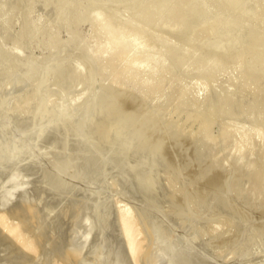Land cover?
Wrapping results in <instances>:
<instances>
[{
	"label": "rangeland",
	"instance_id": "rangeland-1",
	"mask_svg": "<svg viewBox=\"0 0 264 264\" xmlns=\"http://www.w3.org/2000/svg\"><path fill=\"white\" fill-rule=\"evenodd\" d=\"M177 1L178 0H176V2L175 0H170V2H168L169 4L164 1L165 4H162L163 0H0V127L2 126V131L4 130V132L0 131V136L2 133L5 135L0 137L2 141L0 143V157H3L6 161H8L7 173L3 180H1L0 184V196H3V199H6L4 203V200L0 198L1 207L4 206V208H0V212L2 211L3 214L5 212L8 219L12 217L9 220H13V222L15 220L14 223L19 221V225H16L19 226L20 230L22 227L21 225L23 224L22 221H24L23 227L25 228L21 231L25 235L27 232H30L29 230H31V228V232L33 234H30H35L36 236V233L38 232L37 237H31L32 235H29V233L27 235L30 236L28 238H31L32 243H35V246H37L36 249L41 248L42 251L41 252L40 249L36 251L35 249L34 253H27L28 258L25 257L23 259L26 252L24 254L22 248L18 247V244L16 245V242H12V240H10V243L9 240H5L8 236H5L6 234H3L5 232L2 231V228H0V264H9L12 260L11 258L14 256L15 258L10 264H16V258L17 260L19 259V264H47L48 262V264H53L56 261V264H65L68 260L69 262L74 260L76 262L77 259L78 262L84 256L79 255L81 257L78 256L79 258H75L74 256L76 255L69 256L70 253L68 251L72 249L73 246L75 247L79 243L80 239L84 240V238H86V230L88 229L86 226L89 221L87 219V213L83 209H85L87 202L91 201V194H93L94 198L100 200V198L104 199L102 194L106 192L104 195H106L105 198H107V195L110 193L113 194V191L116 192L114 195L119 197L122 196L121 198L124 199L126 206L130 207L133 213L136 211L135 214H137V216H141V214L139 215L138 213L144 212L145 214H142L144 219L147 216H150V218L152 217V221H155L156 219L159 220V216L161 215L162 219H164L162 220L160 218L161 221H156V225L158 226V223H161L159 224L158 229L160 230V225H162V232L165 233V230L167 231L172 225L175 227L174 232L172 231L174 227H171L170 232L169 230L167 231L168 235L165 233V236L163 233V235L167 238V242L172 241V245L169 247L170 243L166 244L165 240H162L164 237H162L163 235L161 231L159 234L157 233L161 238V240L159 239L160 243L157 239L158 236L156 238V234L151 231L150 234H152V236L149 234V236H151L149 238L145 232L149 230L146 227L145 230L144 225L141 226L144 219L142 216L141 218H137L134 214L137 220H142H136L137 222H140V231L142 232L144 230L146 233L145 234L143 232L145 235L140 233L141 235H144L141 236L142 240L139 239L140 234L138 236L141 245L139 250H143V252L141 251L142 254L139 252V254L142 255L140 256L138 254L140 258L137 256V258L141 260L136 259L137 264L138 262L139 264H145L146 262L153 264L156 260L157 261L154 264H167L168 261L166 259L162 262L163 258L169 257V254L166 252V246L169 247V251L170 249H173L177 250L174 251L177 253L180 251L184 252V255H186L188 260L190 259L191 262L193 260L192 264H204L203 261H205V259H207V262L210 260L209 264H264V192L261 191V188L264 191V41H260L262 40L261 38L264 37V34L263 37L259 38L258 43L260 42V46L256 45L258 40L257 37V39L255 38L256 41L254 40L255 42L250 38V42H252L251 44H248L250 43L248 38L252 34L250 33L248 35L247 30H251V28H249L251 25L245 27L248 23H255V21L257 23L252 24L253 31L258 25L260 26V29L264 27V0H236V4L233 2L234 0H205V3L207 4V9L205 4V11H207L209 15L210 12H213L211 18V15L209 16L207 12L204 11L205 13H202L203 16L204 14L208 15L207 20L211 21V19L216 16V13L218 14L222 11V13H219L221 16L218 14L219 18H217L216 21H214V19V22L211 21L210 23L209 21H205V24L208 22V25L210 24L209 26L212 27V29L210 28V30H212L211 32H207L206 28L202 29V26L205 24L201 23V21H204L203 16L202 18L200 17L201 10H198L194 5V7L191 5V3H193L198 6L200 3V7L202 8V6H204V0H202V4L200 0L197 3L195 0H192L195 3L191 0L188 2H186V0H182L187 4L191 2L187 5V8L189 7V10L192 9L195 14L193 11L190 13V11L187 10L186 5H182L183 7L180 6L181 4H178L179 2L177 3ZM170 3L173 7L176 5L175 11L173 10L174 8L170 10L172 7ZM209 3L211 4L209 5ZM177 4L180 6L179 8H177ZM168 5L171 7H167ZM190 5L192 7H190ZM163 6L165 7L164 9L169 8V12L171 11L170 14H172L173 18L171 15L170 17L175 21L186 15V18L184 17L185 19H181L188 20L186 22L183 21L182 24L185 23L188 25L187 22H190L191 20L193 23L196 22V29L195 27H192V29L196 31V34L193 35L194 31H192V36H188V33L190 34L191 30L190 26H194L191 22V24L189 23L190 28L188 27L189 30L187 28V31L183 30V26H186L185 24H183V26H176V31L183 27L181 29L182 32L174 31L176 27L171 29L174 32H171V30L169 31L167 28L173 25L171 23L174 21H171V18H169L167 13L165 14V11L167 10H164L162 8ZM180 8H184L185 10H181ZM213 8L215 10H213ZM177 9H180L179 11L181 14L177 11ZM163 10L164 13L162 12ZM186 10L187 13L189 11L190 14H188L190 16H187L188 14H184L186 13ZM224 10H226V12H223ZM160 12L162 13V17L164 15L163 18L167 19L165 16H168L167 20L169 21L166 23L169 25L170 22V26L165 23V19L164 21L162 20ZM196 12L198 13L196 14ZM175 13H177V16L178 13L182 16L177 18ZM192 13L193 15H191ZM137 14L144 19H147V17L145 18L144 16L145 14H153L150 16H155V20L157 15V19H160V21H155L152 17L153 22L155 21L154 23L160 24L159 26L165 23L168 27L163 25V27L160 28L157 26L160 28V30H157L159 28L155 26L156 24H153L150 16H148L149 20H145V22H147V27H144L146 26L145 22L143 25L142 20L141 24V20H139L140 17L138 18L136 16ZM113 15H116V17ZM133 16H136L138 20H136L137 18H134ZM107 17H110L109 20ZM106 20L109 22L107 24L108 26H106ZM161 20L163 23H158L161 22ZM99 21L102 22L101 24L106 26L109 30L105 27L103 28ZM148 22L152 23L156 29L152 28L153 26L151 24L148 26ZM129 23L131 24V27H129ZM178 23L179 22L176 21V24L174 22V25H177ZM199 23L202 26H200ZM109 24L112 25L110 26ZM253 25L255 26L253 27ZM99 26L102 31L100 29L98 30ZM205 26L207 29L209 28L207 25ZM139 27L141 32L138 30ZM111 29L112 31H110ZM125 29L131 31L133 36H131V34H126L130 32L126 30L127 32L125 33ZM260 29H258V32ZM143 30L145 31L144 33H142ZM108 31H110L109 33L111 36ZM147 32L151 34L154 33L152 34L153 38L149 36ZM245 32L248 35V37H245L248 42L244 40ZM107 33L109 35V39L112 37L114 43L117 39H114L115 36H119V40H124L121 44L122 47L118 44V42H120L119 40H116L117 44H114L110 41L112 39H107ZM163 33H167L168 36ZM112 34L114 36H112ZM256 34L254 35L257 36ZM241 35L242 38H244L243 40L241 39L242 41L240 40ZM126 36L129 40H127ZM136 36L137 38H140L137 39ZM157 36L159 41L156 38ZM160 37L161 39H159ZM169 37L172 40H170ZM133 38L137 40V43H135L136 41H134ZM106 39L111 42V45L107 44L108 42ZM126 41L130 42L129 46L131 49L128 46V49L126 48L125 50L124 46L127 43ZM142 42L143 44L141 46L140 44ZM252 43L253 45L254 43L256 45H254V48L259 47L256 50H254L253 47V49H251L250 47ZM137 44H139L141 48L138 47ZM144 44V47H146V45L147 47L143 50ZM109 46H112L113 48L111 47V49ZM234 47L236 50L234 49L231 51ZM122 48H124V50H122ZM152 48L153 51L150 52ZM145 49L150 50L146 52ZM155 49L156 53L154 52ZM249 49L252 51H249ZM115 50H117V52ZM127 50L129 54H127ZM119 51L123 52V56ZM124 52H126L125 55L129 58L124 57ZM145 52L149 57L145 56ZM153 52L154 57L151 55ZM158 52L159 55H157ZM155 54L158 57H155ZM137 56L141 60L144 58L142 62L146 61L143 63V65H145L144 67L140 65L142 64L141 60L140 64H138L140 68L133 67L134 62L136 63V61H138ZM149 58L150 60L152 58V62L156 66L152 64L151 61L149 62ZM122 59L124 63H122ZM129 59L134 60V62ZM127 62L130 64H127ZM132 63L133 65H131ZM137 63H139V61ZM137 63L135 65H137ZM122 64H124L123 67ZM125 65L129 66L126 68ZM150 66L152 67L150 68ZM133 69L135 70L133 71ZM129 72L133 73L130 74ZM110 77L115 79L116 83H118L117 81H119V83L121 82V85H115L114 80L110 79ZM104 78H106V80ZM119 113L123 116H120ZM116 116L120 118L118 119ZM107 117L109 118V121ZM122 117L124 118L122 119ZM113 119L116 120L111 122ZM121 119L125 126H122ZM106 120L107 123L105 122ZM96 121H103V132H105V137L104 134L98 137L90 130L91 126ZM117 122L121 123L123 131L125 130L124 132L130 133L131 136L134 137H132L131 141L133 148L130 144L129 149H127L128 152L126 151L125 154L121 155L120 153H116L115 157L114 153L117 151L113 148L118 145L117 142H115L116 139L114 140L112 136L110 137V141L109 138L108 140L106 139L110 134V130L108 129L113 123V126L118 124ZM120 123L118 125H120ZM127 123H129L130 129H127ZM125 128L130 131H127ZM26 131H29L30 133H27ZM31 131H34L37 135H35L36 139L34 138V133ZM134 133H136V135H134ZM24 134L26 135L22 136ZM28 136L30 139H28ZM23 137L25 140L28 139L26 141L24 140V143L21 139ZM31 137L34 138V140H32ZM137 137H139L138 141L136 139ZM46 139H48L49 142ZM111 139L114 141L113 143ZM44 140L45 142L43 143ZM83 140H85V143L89 141L91 144L89 142H87L88 145L87 143H82ZM103 140H105V142L108 141V143L102 142ZM163 141H167L169 148L166 143H162L161 145V142ZM25 142H29V144ZM33 143L34 145L35 143L38 144L34 147V145L32 146ZM21 144L26 145L22 146ZM82 144H85L88 149L81 146ZM92 144L94 147L102 145V149L100 147V150L97 147L93 149L94 147ZM13 145H16V147ZM27 145H30L31 150L29 148L25 149V146L29 147ZM89 145H91L92 148L89 147ZM159 145L163 146V148ZM111 146H113V148ZM142 146L144 147L143 149L145 152L142 149ZM103 147H107L105 148V151L107 150V153L105 154ZM109 147L113 150L111 151ZM82 148L85 149V152ZM146 148L149 149L146 150ZM141 149L143 150V153ZM87 150H90L93 154ZM162 150H164L165 153ZM147 151L151 156L154 153L155 155L151 157L149 154H146ZM24 152L28 154V156ZM94 152L96 154H94ZM111 152L113 153L111 155L112 157L108 155L111 154ZM134 152L136 153L135 155ZM139 152L142 155H146L143 158L140 155V159L137 156L139 155ZM80 153L82 155H80ZM85 153H87V155L91 158L93 155L96 157L94 156V158H92L93 160H91V158ZM101 153L104 155H100ZM160 153L162 156H164L163 153L165 154L163 159ZM106 155L113 159L110 161V158ZM124 155L126 157H124ZM148 155L151 157V161H149V157L147 158ZM76 156L78 157L76 158ZM133 156L135 159H133ZM154 157L158 159V162L152 161L154 160L152 159ZM165 157L168 161L165 160ZM100 158H103L101 161H104L106 164L97 160ZM107 158L108 160H106ZM124 158H127V161L130 160V162L128 163L125 161L126 159ZM128 158L130 159L128 160ZM138 158L141 160V163L142 161L145 162V164L143 163L144 166L147 165L148 167H152L153 172L150 171L151 169L147 166L142 168L143 165L140 162L138 163L139 165H137L136 159ZM145 158H147L148 161ZM174 160L176 161V164ZM13 161H15V164H13ZM27 161L32 163H29V165ZM84 161H87L86 164ZM107 161H110V163L113 161L115 162L110 164L109 162L107 163ZM122 161L123 164L121 163ZM25 162L26 167L22 166L25 165ZM82 163L85 166L82 165ZM94 164L95 168L96 165H98L97 168L102 169V171L104 170L103 174H101L102 172L99 170L97 175H93L95 171L96 173L98 172L97 169H93ZM113 164L116 166L114 167ZM117 164L119 165L117 166ZM135 164L137 166H140L141 164L142 166L140 167L142 169H146L147 171L150 169L149 172H146L149 176L151 175L152 179L157 177L155 178L157 180H154L159 185H156L154 193H148L138 182L136 175L129 174L131 173L130 167H137L134 166ZM81 165L84 167L83 169ZM91 165L93 166L92 168ZM17 167L18 170H16ZM22 169L24 170V173H22ZM90 169L94 172L92 171L93 173L88 175L89 171L91 172ZM107 170L108 172H106ZM16 171H21V177L23 176V178H20V174L18 176ZM154 171L157 173L156 175ZM45 173H51L52 175H46ZM256 173L259 175L257 176ZM101 175L104 176L100 178ZM14 176H16L18 180L17 182L21 183H17L16 185V183H14L16 181ZM47 176L49 178L53 176V179L50 178L49 180ZM82 176L85 177L83 178ZM256 176L259 180L255 179V182L253 178H256ZM18 177L22 180L18 179ZM55 178V181L59 186L55 183ZM8 179L12 181L10 182ZM90 179L95 180L96 183L98 181L99 185L96 186L102 185V179H104V185L107 186L105 187L106 189L104 188L106 191H102L101 194V188L104 186H100L101 188L98 187L100 189L99 191V189H96V186L94 185L96 184L94 183L95 181L93 182L94 184H92ZM85 180H89V183L91 182L93 187H91L92 189H89L87 185L89 184L88 181L84 183ZM257 181L261 182V185L257 183ZM251 182L254 186H257V188L253 186L255 190H252L253 187L250 186L252 185ZM9 183L13 184V186ZM84 184H86L87 188ZM171 184L173 186H170ZM56 186L60 188H57ZM131 186H133V189H131ZM2 188L4 189L3 192H1L3 190ZM9 189L13 193H11L12 196L15 194V196H13L15 197L13 198L14 200L12 199V196H5L7 192H11ZM107 189L110 190V193H108L109 191ZM98 191L100 193H98ZM73 193L77 199L73 197ZM32 194L33 198H35V203L31 202L33 201L31 196ZM67 194H71L72 197L70 195L69 197ZM76 194L78 196H76ZM144 195L148 199H146ZM158 195H161L162 197ZM17 197L19 198L18 201H20L19 204L18 201H15L17 200ZM24 197H28L29 199L31 198L30 201L27 198L26 207L21 205L26 199H24ZM65 197L70 198L69 200L67 199L68 201H71L69 203L70 205ZM159 197H161V199ZM85 198H87L86 201L88 200L86 203L84 200ZM141 198L145 199V202L151 200V203L146 202V204L143 200L141 201ZM74 199H76V201ZM155 199L157 200V202L154 201L156 202L155 204L157 206L160 204V207H158V209L160 208L159 210L156 208L157 206L152 203V200ZM7 200L10 204L6 203ZM73 202L74 204H72ZM141 202L143 204H141ZM144 203L146 206H148L149 203V205L152 204L154 206H149V208H152L149 209L144 205ZM54 206L57 207L55 208L57 209L56 211L53 209L55 213L52 210ZM136 206H139V211L141 212H138V208ZM140 206L145 207V210L148 208V211L151 213L154 212L153 216H151L152 214H148L149 212L147 210L145 211L143 209V211ZM45 208H47L46 211ZM58 208L61 209L60 214V209ZM76 209H78V213L76 212ZM40 210L42 212H40ZM155 210L160 212L158 213V215L160 214L159 216H157V212ZM161 210L163 212H161ZM7 211H10L11 215ZM12 212L14 214H12ZM38 212L40 214L42 213V217H40L41 215L38 214ZM75 212L77 215H75ZM46 213L47 215H45ZM49 214L52 216H49ZM84 214L86 215V219ZM164 214L166 215V219L168 218L167 221L170 219L172 222H170L171 225L168 223V226V224L164 223H167ZM12 215L18 217L14 216V219ZM80 215H83L82 218ZM144 215L146 216L144 217ZM26 216L29 220L27 219V222L25 223L26 219L24 220V218H27ZM43 216L45 217L43 218ZM154 216L157 217L154 218ZM48 217L50 218L48 219ZM70 217H72V220L69 219ZM74 217L76 219H74ZM153 218L155 220H153ZM39 221H41V224ZM46 221L52 222L53 224H49V222L47 223ZM77 221H79L78 227L69 230V228ZM20 223L22 224L20 225ZM69 223H71V226H69ZM153 223L151 222V224ZM39 224L40 226L43 225L41 226L42 229L39 227ZM48 224L51 229L47 227ZM29 225L31 228H28ZM163 225L165 227L167 226L168 229L164 228ZM213 227L215 229H213ZM34 228H38V231L36 229V233L33 231ZM45 228L46 230L49 228V231H46ZM67 228L69 232L67 231ZM107 229L108 231L105 234L107 237L104 235L102 242L99 240L100 244L103 243L101 244L102 249L100 248L102 255H104L102 261L105 260V256H108L107 259L112 261L111 264H136L133 262L135 261L134 259L129 258L128 260V256L123 247L124 245L122 243L121 234L118 232L119 229L116 228V226L115 228L114 226L113 228L107 226L105 230ZM62 230L65 231V233ZM40 231L41 233H39ZM81 232L85 234V236L82 234V237ZM43 234L45 235L43 236ZM57 234H61L59 236L60 239L56 238L59 241L54 239L55 237H58ZM79 234L81 236L75 238ZM191 234H193V237L196 238V240H194ZM177 235H180L179 237L181 239ZM185 235H191L190 240L189 237H186ZM39 236H43L42 241ZM50 236L54 237L53 240ZM175 237L179 239V242L183 239L181 242V244H183L181 245L178 243L177 245L176 243L178 242V239ZM74 238L76 242L73 241ZM43 239H48L47 241L50 242L47 243V241L44 240L43 244ZM148 239H150V241ZM37 240H40V243H38L39 241ZM55 240L58 241V245L62 242L58 249L60 250L61 247L64 249L63 250L61 248V251H63L61 254L66 259L63 257V259L60 258L61 254H59V250V252L56 250V253H51L52 259L49 257L47 258L44 255L45 252L47 254V251L53 249V244L56 243ZM187 240L189 242H187ZM63 242H72L73 244L67 243L69 245L66 244V246ZM74 243L76 245H74ZM161 243H164L165 245ZM186 243H188L189 246H187ZM192 243H194V245ZM51 244L53 246H50ZM162 245L165 247H162ZM184 245H186L188 249ZM173 246L176 247L174 248ZM191 246L192 248L195 246L198 247H196V249H192L196 253L191 251ZM19 248L20 251H18ZM189 248L190 253H193L192 257H190L191 254H189ZM65 251L69 254L67 253V255H65ZM185 251H187V254ZM17 252H19V255ZM108 252L109 254H106ZM150 252L151 256L149 255ZM182 252L179 254L182 255ZM197 252L204 254H197ZM35 253L38 254L36 255ZM162 253L164 254L162 255ZM21 255L23 256L18 257ZM32 255L35 256L33 257ZM145 256L151 257L149 258L150 260L153 257L156 259H152L153 261L151 260V262L148 261V258ZM70 257H72V259ZM160 258L161 261L159 260ZM22 259L24 262H21ZM25 259L27 261L29 259L31 260L26 262ZM165 260L167 262H164ZM111 261L108 263L110 264ZM75 262L66 264H76L77 262ZM108 263L105 262V264Z\"/></svg>",
	"mask_w": 264,
	"mask_h": 264
},
{
	"label": "bare ground",
	"instance_id": "bare-ground-1",
	"mask_svg": "<svg viewBox=\"0 0 264 264\" xmlns=\"http://www.w3.org/2000/svg\"><path fill=\"white\" fill-rule=\"evenodd\" d=\"M160 1H162V0H160ZM164 1H165V3L170 2V0H167V1H166V0H163V3H162V4H165ZM172 1H174V0H172ZM188 1H189V0H186V2H188ZM191 1H192V0H191ZM195 1H196V3H197L199 0H195ZM213 1H216V0H213ZM232 1H233V0H232ZM252 1H253V0H252ZM259 1H261V0H259ZM175 2H176V0H175ZM178 2H179V3H178ZM180 2H181V3H180ZM186 2H185V1L183 2L182 0H178V1H177L178 4H181L180 6H182V5L184 6V5H186V8H187V5H189V3H191V2H189L188 4H187ZM192 2H194V1H192ZM200 2H201V4H202V0H200ZM224 2H225V1H224ZM233 2H235V4L237 3L236 0H234ZM254 2H255V1H254ZM145 3H146V2H145ZM145 3H144V4H145ZM172 3H173V2H172ZM185 3H186V4H185ZM194 3H195V2H194ZM215 3H216V2H215ZM221 3H222V2H221ZM226 3H227V2H226ZM230 3H231V2H230ZM256 3H257V2H256ZM256 3H255V4H256ZM168 4H169V3H168ZM170 4H171V3H170ZM174 4H176V3H174ZM178 4H177V8L180 7ZM205 4H206V3H205V0H204V1H203V5H204V6H202V8L204 9V10H203V9L200 7V6H201L200 3L198 4V6L195 5V4H193V3H191L192 6L194 5V6L197 7L198 10H201V12L199 11V12L201 13V16H200L201 18H202V16H203L202 13L207 12V11H205V10L207 9V4H206V9H205ZM210 4H211V3H209V5H210ZM217 4H218V3H217ZM260 4H261V3H260ZM149 5H150V4H149ZM158 5H159V4H158ZM166 5H167V4H166ZM171 5H172V4H171ZM191 5H190V7H192ZM214 5H215V4H214ZM223 5H224V4H223ZM139 6H140V5H139ZM143 6H144V5H143ZM164 6H165V5H164ZM164 6L162 7L163 9L165 8ZM183 6H182V7H183ZM194 6H193V7H194ZM226 6H227V5H226ZM228 6H229V5H228ZM253 6H254V5H253ZM261 6H262V5H261ZM167 7L170 8L171 6L168 5ZM182 7H181V8H182ZM208 7H209V6H208ZM215 7H216V6H215ZM169 8L164 9V10H167V11H165V14L167 13V15H169V18H171L170 15L172 16V14H170L171 11L169 12ZM172 8H174L173 10L175 11V10H176V5H175L174 7H173V5H172V7L170 8V10H172ZM181 8H180V9H181ZM184 8H185V7H184ZM184 8H183V9H184ZM199 8H201V9H199ZM225 8H226V7H225ZM259 8H261V7H259ZM114 9H116V8H114ZM152 9H153V7H152ZM180 9H177V11H178L179 13H180V11H179ZM183 9H181V10H183ZM195 9H196V8H195ZM208 9H209V8H208ZM221 9H222V8H221ZM228 9H229V7H228ZM251 9H252V8H251ZM255 9H256V8H255ZM135 10H137V9H135ZM146 10H147V9H146ZM158 10H159V8H158ZM164 10L162 11L163 13H164ZM184 10H185V9H184ZM187 10H189V7L187 8ZM187 10H186V13H184V14H188L189 11H190V13H191V11H193V10L191 9V10H189L188 13H187ZM213 10H215V9L213 8ZM217 10H218V9H217ZM110 11H112V10H110ZM141 11H142V10H141ZM150 11H151V10H150ZM152 11H153V10H152ZM156 11H157V10H156ZM177 11H176V12H177ZM204 11H205V12H204ZM209 11H211V10H209ZM249 11H250V10H249ZM184 12H185V11H184ZM215 12H217V11H215ZM218 12H219V11H218ZM223 12H226V10H224ZM250 12H251V11H250ZM137 13H138V11H137ZM168 13H169V14H168ZM179 13H178V16H177V13H175L177 18H180V16H182V15H179ZM190 13H189V14H190ZM193 13L195 14L194 11H193ZM193 13H192L191 15H193ZM197 13H198V12H196V14H197ZM219 13H222V11L219 12ZM219 13H218V14H219ZM227 13H228V11H227ZM118 14H119V13H118ZM156 14H157V13H156ZM160 14H161L160 17H162V13H161V12H160ZM175 14H174V15H175ZM180 14H181V13H180ZM184 14H183V15H184ZM189 14H188L187 16H190ZM207 14L209 15L208 12H207ZM212 14H213V12H212V13L210 12V15H211V16L209 15L210 18L212 17ZM218 14L216 13V16H214V18H212L211 21H213V19H214V21H216L217 18H219V15H220V14H219V15H218ZM111 15H112V13H111ZM138 15H139V14H137L136 16H137L138 18L140 17V19H139V20H141L140 23H141L142 20H143V25H144L145 20H149V19H148V16L153 15V14H149V15H146V14H145L144 16H145V18L147 17V19L142 18V17H143L142 13H141L142 17H141L140 15H139V16H138ZM158 15H159V14H158ZM167 15H166L165 17L168 19V16H167ZM198 15H200V14H198ZM208 15H205V14H204V16H203L204 21H201V23H204V24H205V21H209V20H207V19H208ZM214 15H215V14H214ZM217 15H218V17H217ZM108 16H109V15H108ZM113 16L116 17V15H113ZM129 16H130V15H129ZM136 16H135V17L133 16V17H134V18H137ZM205 16H206V20H205ZM220 16H221V15H220ZM103 17H104V16H103ZM117 17H118V16H117ZM124 17H125V16H124ZM130 17H131V16H130ZM130 17H129V18H130ZM150 17H151V16H150ZM150 17H149V18H150ZM152 17H153V16H152ZM152 17H151L150 19H152L151 21L153 22V18H154L155 16H154L153 18H152ZM163 17H164V15H163ZM163 17H162V20L164 21L165 18H163ZM174 17H175V16H174ZM176 17H175V18H176ZM184 17L186 18V15H184V16L181 17V18H184ZM196 17H197V15H196ZM215 17H216V18H215ZM107 18H108V17H107ZM109 18H110V17H109ZM109 18H108V20H109ZM138 18H137L136 20H138ZM141 18H142V19H141ZM172 18H173V16H172ZM172 18H171V21L173 20V21L175 22V24H176V21L179 22V23H178L177 25H174V22H173V23H171V24H173V25H171L170 22H169V25H168L167 23H168L169 20L165 19V23L167 22L166 24H167L168 26H170V25H171V26L168 27L167 25H165V23H164V24H161V26H159L160 24L154 23L156 20H159V21H160V19H157V15H156V20H155V18H154L155 21L153 22V24H154V25L156 24L155 26H156V27L159 26L160 28L163 27V25H164V26H167V27H168L167 29H169V31H170L172 28H175V27L178 26V25H180V26L182 25V26H183V24H185V23L182 24V22H183V21L186 22V21L188 20V19H187V20H182L181 18H180V19H181V20H180V19H177V18H176L177 20L175 21V20L172 19ZM185 18H184V19H185ZM188 18H189V17H188ZM210 18H209V19H210ZM103 19H104V18H103ZM115 19H116V18H115ZM203 19H201V20H203ZM241 19H242V18H241ZM113 20H114V19H113ZM162 20H161V22H158V21H157V22H158V23H163ZM166 20H167V21H166ZM178 20H179V21H178ZM253 20H254V19H253ZM255 20H257V19H255ZM100 21H101V20H100ZM100 21H99V22H100ZM123 21H124V20H123ZM130 21H131V20H130ZM191 21H192V20H191ZM191 21H190V22H191ZM196 21H199V20H196ZM211 21H209V23H210ZM214 21H213V22H214ZM257 21H258V20H257ZM260 21H261V20H260ZM106 22H107V20H106ZM128 22H129V20H128ZM190 22H187L188 25L185 24L187 27H186V26H183V27H184L183 30L187 31V28L189 27V25H190L191 23H193V22H191V23H190ZM194 22H195V21H194ZM243 22H244V21H243ZM249 22H250V21H249ZM101 23H102V22H100V24H101ZM108 23H109V22L106 23V26H108V25H107ZM124 23H126V22H124ZM131 23H132V21H131ZM146 23H147V22H145V25H146V26H144V27H147V24H146ZM180 23H181V24H180ZM189 23H190V24H189ZM195 23H196V22H195ZM195 23L192 24V25H194V26H190L191 28L189 27L191 30H190V34L188 33V36H189V35L192 36L191 33H192V31H194V29H192V27H193V28L195 27V29H196V26H197V25H195ZM247 23H248V22H247ZM255 23H257V22L255 21ZM255 23H254V22L251 23V24L248 23V25H246L245 27H248V26L251 25V26L249 27V28H251V30H247L248 32L246 31V32L248 33V35H249L250 33L252 34V35L248 38V39H249V42H250V38H251L252 41H254L255 38L257 37L258 40H257V42H256V45H259L260 42L258 43V41H259V38L263 37V34H264V29H263V28H264V27L262 26L263 28L260 29V26L258 25V26H256V27H257V28L259 27L258 29H260L261 31L259 30V32H258V29H257L256 27H255V28H256L257 30L255 29L256 31H255V30L253 31V29H252V24H255ZM260 23H261V22H260ZM100 24H99V25H100ZM127 24H128V23H127ZM141 24H142V23H141ZM150 24L153 26V27L151 26L152 28H155L154 25H153L152 23H149V22H148V26H149ZM199 24H200V23H199ZM199 24H198V25H199ZM101 25H102L103 28H104V27L107 28L106 26H103V24H101ZM101 25H100V26H101ZM109 25H110V24H109ZM111 25H112V24H111ZM111 25H110V26H111ZM118 25H119V24H118ZM129 25H130L129 27H131V24H130V23H129ZM205 25H207L209 28L207 29V27H206ZM205 25H203V26H205V27H203V26L200 24V26H202V29H203V28H206L207 32H208V31L211 32L212 30H210V28L212 29V27L209 26L210 24L208 25V22H207V24H205ZM260 25H261V24H260ZM100 26H99V28L97 27L98 30L100 29ZM124 26H125V25H124ZM124 26H122V27H124ZM127 26H128V25H127ZM133 26H134V25H133ZM133 26H132V27H133ZM173 26H174V27H173ZM211 26H212V23H211ZM254 26H255V25H253V27H254ZM122 27H121V29H123ZM129 27H128V28H129ZM159 27H157V28H159ZM183 27H181V29H182ZM185 27H186V29H185ZM133 28H134V27H133ZM136 28H137V27H136ZM160 28L157 29V30H160ZM164 28H166V27H164ZM189 28H188V30H189ZM249 28H248V29H249ZM107 29H108V28H107ZM119 29H120V28H119ZM141 29H142V28H141ZM145 29H146V28H145ZM155 29H156V28H155ZM176 29H177V27L174 29V31H176ZM181 29H180V30L178 29L179 31L177 30L176 32H180V31L182 32ZM219 29H220V28H219ZM219 29H218V30H219ZM243 29H244V28H243ZM246 29H247V28H246ZM100 30H101V29H100ZM103 30H104V29H103ZM108 30H109V29H108ZM126 30L128 31V29H125V33L127 32ZM129 30H130V29H129ZM132 30H133V29H132ZM138 30H139V32H141V31H140V27H139ZM262 30H263V31H262ZM101 31H102V30H101ZM110 31H112V29H111ZM110 31H108V33H109ZM113 31H114V30H113ZM115 31H116V30H115ZM123 31H124V29H123ZM174 31L171 30V32H174ZM250 31H251V32H250ZM252 31H253L254 33H253ZM119 32H121V31H119ZM119 32H118V33H119ZM128 32H130V33H126V34H128V35L131 34V36H133V34L131 33V31H128ZM137 32H138V31H137ZM144 32H145V31L143 30L142 33H144ZM157 32H158V31H157ZM159 32H160V31H159ZM161 32H163V31H161ZM204 32H206V31H204ZM210 32H209V33H210ZM239 32H240V31H239ZM246 32H245V36H244V38H245V37H248V35H247ZM255 32H256V33L258 32V33L256 34ZM260 32H262V33H260ZM108 33H107V35H106V36H108V38L106 37L107 39H109V35H108ZM113 33H114V32H113ZM118 33H117V34H118ZM122 33H124V32H122ZM142 33H141V34H142ZM213 33H214V32H213ZM105 34H106V32H105ZM109 34H110V33H109ZM117 34H115V35H117ZM136 34H137V33H136ZM147 34H148L149 36L152 37V34H154V33L151 34V33H148V32H147ZM147 34H146V36H147ZM163 34H164V33H163ZM166 34H167V33H166ZM166 34H164V35H166ZM195 34H196V31H194V34H193V35H195ZM243 34H244V33H243ZM243 34H242V35H243ZM254 34H256L257 36H255ZM258 34H259V35H258ZM121 35H122V34H121ZM128 35H127V36H128ZM242 35H241L240 40H241V39H242V40L244 39V38H242ZM253 35H254V36H253ZM261 35H262V36H261ZM110 36H111V34H110ZM112 36H114V35L112 34ZM127 36H126V38H127V40H129V39H128L129 36H128V37H127ZM134 36H135V35H134ZM138 36H139V35H138ZM167 36H168V34H167ZM252 36H253V38H252ZM259 36H260V37H259ZM120 37H121V36H120ZM123 37H125V36H123ZM170 37H172V36H170ZM170 37H169V39H170ZM113 38H114V37H113ZM116 38H117V39H116ZM121 38H122V37H121ZM136 38H137V36H136ZM138 38H140V37H138ZM138 38H137V39H138ZM152 38H153V37H152ZM156 38H157V40H158V36H157ZM156 38H155V39H156ZM189 38H190V37H189ZM189 38H188V39H189ZM257 38H256V39H257ZM263 38H264V37H263ZM263 38H261L262 40H260V41H264ZM107 39H106V40H107ZM110 39H112V37H111ZM110 39H109V40H110ZM114 39L119 40L120 38H119V36H118V37L115 36ZM124 39H125V38H124ZM131 39H132V37H131ZM131 39H130V41H131ZM141 39H144V38H141ZM159 39H161V37H160ZM208 39H209V37H208ZM109 40H107V42H108L107 44H108V45H111V42H110V41H112V43H114V40H113V39L110 40V41H109ZM116 40H115V43H114V44H117V43H116ZM133 40L136 41L135 43H137V40H135L134 38H133ZM167 40H168V39H167ZM170 40H172V39H170ZM242 40H241V41H242ZM244 40L247 41L246 38H245ZM119 41H120L121 43L118 42V41H117V42H118V44H120V47H122L121 44H122V42H123L124 40H119ZM141 41H143V40H141ZM158 41H159V40H158ZM158 41H156V42H158ZM161 41H162V40H161ZM161 41H160V42H161ZM207 41H208V40H207ZM207 41H206V43H207ZM246 41H245V42H246ZM252 41H251V42H252ZM255 41H256V40H255ZM255 41H254V42H255ZM126 42H127V43H126L125 46H124L125 50H126V48L130 45V42H129V41H126ZM160 42H159V43H160ZM247 42H248V41H247ZM251 42L248 43V44H251ZM109 43H110V44H109ZM132 43H133V42H132ZM135 43H134V44H135ZM144 43H145V41H144ZM166 43H167V42H166ZM210 43H211V42H210ZM262 43H263V42H262ZM139 44H140V43H139ZM139 44H137V45H138V47L141 48L143 42L140 44L141 46H139ZM160 44H161V43H160ZM162 44H163V43H162ZM170 44H171V42H170ZM204 44H205V42H204ZM131 45H133V44H131ZM154 45H155V44H154ZM187 45H188V44H187ZM254 45H255V43H254ZM254 45H253V43H252L251 47H250V46H249V47H250L251 49H253V48H254ZM256 45H255V46H256ZM260 45H261V44H260ZM260 45H259V46H260ZM113 46H115V45H113ZM116 46H118V45H116ZM135 46H136V44H135ZM144 46H145V44L143 45V50H144V48L147 47V45H146V47H144ZM150 46H151V45H150ZM150 46H149V47H150ZM202 46H203V44H202ZM236 46H237V45H236ZM259 46H258V47H259ZM109 47L111 48L112 46H109ZM120 47H119V48H120ZM129 47H130V46H129ZM153 47H154V46H153ZM162 47H163V46H162ZM162 47H161V49H162ZM252 47H253V48H252ZM258 47H257V48H258ZM112 48H113V47H112ZM112 48H111V49H112ZM116 48H117V47H116ZM124 48H122V50H124ZM132 48H133V47H132ZM167 48H168V47H167ZM257 48H254V50H256ZM107 49H109V48H107ZM117 49H118V48H117ZM127 49H128V48H127ZM130 49H131V47H130ZM130 49H129V52H130ZM135 49H136V48H135ZM157 49H158V48H157ZM161 49H160V50H161ZM234 49H235V47H234L231 51H233ZM251 49H249V51H252ZM118 50H119V49H118ZM145 50H146V52H148L150 49H148V50L145 49ZM165 50H166V49H165ZM235 50H236V49H235ZM254 50H253V51H254ZM115 51L117 52V50H115ZM137 51H138V50H137ZM139 51H141V50H139ZM151 51H153V48L150 50V52H151ZM158 51H159V50H158ZM228 51H229V50H228ZM119 52H120L121 55H122L123 52H122V51H119ZM127 52H128V50H127ZM129 52H128L127 54H129ZM146 52H145V54H146ZM150 52H149V54H150ZM154 52L156 53V49L154 50ZM154 52L151 53L152 56L154 55ZM160 52H161V51H160ZM120 53H119V55H120ZM125 53H126V52H124V57H125V58H126V57L129 58L127 55H125ZM114 54H115V53H114ZM115 55H116V54H115ZM132 55H133V54H132ZM136 55H138V54H136ZM157 55H159V52H158ZM157 55L155 54V57H156ZM122 56H123V55H122ZM138 56H139V55H138ZM138 56H137V57H138ZM141 56H142V55H141ZM141 56H140V58H141ZM145 56H147V54H146ZM124 57H123V58H124ZM137 57H136V59H137ZM147 57H149V56H147ZM153 57H154V56H153ZM157 57H158V56H157ZM120 58H121V57H120ZM131 58H132V57H131ZM133 58L135 59L134 56H133ZM133 58H132V59H133ZM159 58H160V56H159ZM159 58H158V59H159ZM132 59H129V60H131L132 62H134V60H132ZM156 59H157V58H156ZM209 59H210V58H209ZM137 60L139 61V63H137L138 61H136L137 65H135L136 63L134 62V66H133V67L140 68V67L138 66V64H140V60H141V59H139V57H138ZM142 60H144V58H143ZM142 60H141V62H142ZM154 60H155V59H154ZM124 61L126 62L125 59H124ZM131 61H130V63H131ZM150 61L152 62V58H151V60H150V58H149V62H150ZM156 61H157V60H156ZM145 62H146V61H145ZM145 62H142V64H140V65L144 67L145 65H143V63H145ZM163 62H164V61H163ZM163 62H162V63H163ZM122 63H124V62H123V59H122ZM128 63H129V62H127V64H128ZM130 63H129V64H130ZM155 63H156V62H155ZM146 64H148V63H146ZM152 64H154V63L152 62ZM214 64H215V63H214ZM123 65H124V64H122V67H123ZM131 65H133V63H132ZM131 65H130V66H131ZM150 65H151V63H150ZM154 65H155V64H154ZM154 65H153V66H154ZM209 65H211V64H209ZM127 66H129V65H127ZM127 66L125 65L126 68H127ZM148 66H149V65H148ZM155 66H156V65H155ZM161 66H162V65H161ZM151 67H152V66H150V68H151ZM130 68H131V67H130ZM150 68H149V69H150ZM154 68H155V67H154ZM128 70H129V68H128ZM131 70H132V69H131ZM134 70H135V69H133V71H134ZM147 70H148V67H147ZM150 71H151V70H150ZM129 73H130V72H129ZM131 73H133V72H131ZM131 73H130V74H131ZM108 78H109V77H108ZM104 79L106 80V78H104ZM110 79L114 80V82H115V79H113L112 77H110ZM116 81H117V80H116ZM117 82H118V83L115 82V85H116V84L121 85V84H120L121 82H120V83H119V81H117ZM123 85H124V84H123ZM136 101H137V100H136ZM114 115H115V114H114ZM119 115H120V113H119ZM109 116H110V115H109ZM120 116H123V115H120ZM112 117H113V116H112ZM116 117H117L118 119L120 118V117H118V116H116ZM116 117H115V118H116ZM107 118H108V117H107ZM117 118H116V119H117ZM123 118H124V117H122V119H123ZM104 119H105V118H104ZM116 119H115V120H116ZM122 119H121V122H122ZM115 120L113 119V120H111V122H112V121H115ZM108 121H109V118H108ZM117 121H118V120H117ZM105 122L107 123V120H106ZM117 123H118V122H117ZM119 123H120V122H119ZM119 123H118V124H119ZM123 123H124V122H122V126H125V124H123ZM125 123H126V121H125ZM110 124H112V123H110ZM113 124H114V123H113ZM113 124H112V126L108 129V130H110V134H111V135L109 134V136L107 137L106 140H108V138H109V141H110V137H111V136L114 138V140L116 139L115 142H117V144H118V145L116 144L117 147L113 148V146H111L113 149H116L115 151H117V152L114 151V152H115L114 155H115V157H116V153H120V155L126 153L127 149H129V146H130V144L132 143V142H131V141H132V137H134V136H131V134L128 133V132H127V133L124 132L125 130L123 131L122 126H121V123H120V125L116 124V125H114V126H113ZM105 126H106V124H105ZM120 126H121V127H120ZM127 126H128V128H127ZM127 126H126V128H127V129H130V128H129V123H127ZM1 127H2V126H1ZM1 127H0V131H2V130H1ZM107 127H108V124H107ZM104 128H105V127H104ZM126 128H125V129H126ZM131 128H132V127H131ZM127 129H126V130H127ZM136 129H137V128H136ZM90 130H91L94 134H96L98 137L102 136V134L105 133V132H103V121H96V122L91 126V129H90ZM88 131H89V129H88ZM88 131H87V132H88ZM91 131H90V133H91ZM127 131H130V130H127ZM133 131H134V128H133ZM133 131H131V132H133ZM141 131H142V130H141ZM145 131H146V130H145ZM2 132H4V130H3ZM26 132L28 133L29 131H26ZM31 132H32V131H31ZM0 133H1V132H0ZM29 133H30V132H29ZM32 133H34V131H33ZM108 133H109V132H108ZM141 133H142V132H141ZM6 134H7V133H6ZM86 134H87V133H86ZM3 135H4V133H2V135H1L0 137H2ZM14 135H15V134H14ZM25 135H26V134H24V135H22V136H25ZM30 135H31V134H30ZM35 135H36V134L34 133V138L36 139V136H37V135H36V136H35ZM134 135H136V133H134ZM4 136H5V135H4ZM7 136H8V135H7ZM8 137H9V136H8ZM10 137H11V136H10ZM12 137H13V135H12ZM104 137H105V134H104ZM4 138H5V137H4ZM26 138H27V136H26ZM31 138H32V137H31ZM34 138H32V140H34ZM138 138H139V137L136 138L137 141H138ZM6 139H7V138H6ZM6 139H5V140H6ZM10 139H11V138H10ZM21 139L23 140V143H24V140H25L24 137L21 138ZM28 139H30L29 136H28ZM28 139H26V140H28ZM49 139H50V138H49ZM96 139H97V137H96ZM133 139H134V138H133ZM22 140H21V141H22ZM26 140H25V141H26ZM46 140L48 141V139H46ZM86 140H87V139H86ZM100 140H101V139H100ZM111 140H112V139H111ZM134 140H135V139H134ZM144 140H145V139H144ZM29 141H30V140H29ZM47 141H46V143H47ZM84 141H85V140H83L82 143H85ZM95 141H98V140H95ZM1 142H2V141H1V138H0V143H1ZM3 142H4V141H3ZM10 142H11V140H10ZM18 142H19V141H18ZM31 142H33V141H31ZM44 142H45V140L43 141V143H44ZM48 142H49V141H48ZM87 142H89V141H87ZM87 142H86V143H87ZM99 142H100V141H99ZM102 142H105V140H103ZM102 142H101V143H102ZM106 142L108 143V141H106ZM106 142H105V143H106ZM113 142H114V141L112 140V143H113ZM134 142H135V141H134ZM6 143H8V142H6ZM25 143H27V142H25ZM86 143H85V144H86ZM89 143L91 144V142H89ZM135 143H137V142H135ZM156 143H157V142H156ZM162 143H166V144H167V141H166V142H164V141L161 142V145H162ZM11 144H12V142H11ZM11 144H10V145H11ZM27 144H29V142H28ZM37 144H38V143H35V145H34V143H33L32 146L34 145V147H35ZM85 144H84V145H85ZM95 144H96V143H95ZM110 144H111V143H110ZM18 145H19V144H18ZM21 145H22V144H21ZM23 145H26V144H23ZM23 145H22V146H23ZM84 145L82 144L81 146H83L84 148H87L86 145H85V146H84ZM87 145H88V143H87ZM107 145H109V144H107ZM132 145H133V144H131V147L133 148ZM134 145H135V144H134ZM161 145H159V146L163 148V146H161ZM13 146L16 147V145H13ZM27 146H29V147H26V146H25V149H28V148L30 149V145H27ZM92 146L94 147L93 144H92ZM92 146L89 145V147H91V148H92ZM101 146H102V145H101ZM101 146H99V147L102 149ZM114 146H115V145H114ZM137 146H138V145H137ZM164 146H165V145H164ZM7 147H8V146H7ZM15 147H14V148H15ZM95 147H97V146H95ZM95 147H94L93 149H95ZM99 147H97V148L99 149ZM135 147H136V146H135ZM167 147H168V144H167ZM10 148H11V147H10ZM84 148H82V149H84ZM103 148H104V147H103ZM105 148H107V147H105ZM105 148H104V151H105ZM109 148H110V147H109ZM140 148H141V147H140ZM143 148H144V147L142 146V149H143ZM156 148H157V147H156ZM168 148H169V147H168ZM15 149H16V148H15ZM15 149H14V150H15ZM87 149H88V148H87ZM89 149H90V148H89ZM113 149H112V150H113ZM142 149H141V150H142ZM148 149H149V148H146V150H148ZM160 149H161V148H160ZM18 150H19V149H18ZM22 150H23V149H22ZM22 150H21V152H22ZM30 150H31V149H30ZM30 150H28V151H30ZM91 150H92V149H91ZM99 150H100V149H99ZM110 150H111V148H110ZM112 150H111V151H112ZM130 150H131V149H130ZM130 150H129V151H130ZM143 150H144V149H143ZM143 150H142V153H143ZM154 150H155V149H154ZM157 150L159 151L158 148H157ZM165 150H166V149H165ZM26 151H27V150H26ZM83 151L85 152V149H84ZM83 151H82V152H83ZM87 151L90 152V150H87ZM106 151H107V150H106ZM106 151L104 152V154L107 153ZM137 151H138V149H137ZM149 151H150V150H149ZM162 151L165 153L164 150H162ZM168 151H169V149H168ZM168 151H166V152H168ZM6 152H7V151H6ZM97 152H99V151H97ZM100 152H101V151H100ZM109 152H110V151H109ZM127 152H128V151H127ZM130 152H131V151H130ZM130 152H129V153H130ZM132 152H133V150H132ZM144 152H145V150H144ZM154 152H155V151H154ZM160 152H161V150H160ZM169 152H170V151H169ZM3 153H4V152H3ZM14 153H15V152H14ZM24 153H25V152H24ZM90 153H91V152H90ZM102 153H103V152H102ZM102 153H101L100 155H104V154H102ZM129 153H128V154H129ZM151 153H152V152H151ZM161 153H162V152H161ZM161 153H160V155H161ZM164 153H163V155L165 156ZM1 154H2V153H1ZM7 154H8V153H7ZM25 154H26V153H25ZM25 154H24L25 157H26V155L28 156V154H26V155H25ZM85 154L87 155V153H85ZM91 154H93V152H92ZM94 154H96V153L94 152ZM97 154H98V153H97ZM112 154H113V153L111 152V154H108V155L111 156ZM132 154H133V153H132ZM135 154H136V153L134 152V155H135ZM146 154H149L148 151H147ZM146 154L142 155V154L139 152V155H137V156L139 157V156L141 155V157L143 158ZM12 155H13V154H12ZM80 155H82V154L80 153ZM98 155H99V154H98ZM118 155H119V154H118ZM126 155H127V154H126ZM149 155H150V154H149ZM149 155L147 156V158L149 157ZM153 155H155V153H154ZM153 155H152V156L150 155V156L153 157ZM168 155H169V154H168ZM9 156H10V154H9ZM84 156H85V155H84ZM84 156H83V157H84ZM87 156H88V155H87ZM94 156H95V155H93L92 158H94ZM106 156H107V155H106ZM122 156H123V155H122ZM127 156H128V155H127ZM131 156H132V155H131ZM164 156L161 155L162 159H163ZM55 157H56V156H55ZM57 157H58V156H57ZM77 157H78V156H76V158H77ZM88 157H90V156H88ZM95 157H96V156H95ZM100 157H101V156H100ZM107 157H108V156H107ZM111 157H112V156H111ZM113 157H114V156H113ZM124 157H126V156L124 155ZM141 157H139V158L141 159ZM151 157H149V161H151ZM156 157H157V156H156ZM161 157H160V158H161ZM27 158H28V157H27ZM79 158H81V157H79ZM90 158H91V157H90ZM92 158H91V160H93ZM98 158H99V157H98ZM103 158H104V157H103ZM103 158H100V159H97V160H100V161H101V159H103ZM108 158H110V157H108ZM108 158H107L106 160H108ZM139 158L136 159L137 165H139V164H138L139 162L141 163V160H140ZM147 158H145V159H147ZM160 158H159V159H160ZM165 158H166V157H165ZM168 158H169V157H168ZM173 158H175V157H173ZM173 158H172V159H173ZM15 159H16V158H15ZM55 159H57V158H55ZM111 159H113V158H110V161H111ZM124 159H126L125 161H127V158H124ZM129 159H130V158H128V160H129ZM133 159H135L134 156H133ZM145 159H142V160H145ZM152 159H154V160H152V161H154V162H155V161L158 162V161H157L158 159H156L155 157L152 158ZM155 159H156V160H155ZM22 160H23V159H22ZM83 160H84V159H83ZM83 160H82V161H83ZM95 160H96V158H95ZM114 160H115V159H114ZM119 160H121V159H119ZM137 160H138V161H137ZM165 160H167V158H166ZM165 160H164V161H165ZM20 161H21V160H20ZM20 161H19V162H20ZM25 161H26V159H25ZM76 161H77V160H76ZM89 161H90V160H89ZM110 161H107V163H108V162L110 163ZM147 161H148V159H147ZM167 161H168V160H167ZM169 161H171V160H169ZM174 161H175V160H174ZM174 161H173V162H174ZM9 162H10V161H9ZM86 162H87V161H86ZM86 162L84 161L85 164H86ZM95 162H96V161H95ZM101 162H104V161H101ZM114 162H115V161H113V162H111V163H114ZM127 162L129 163L130 160L127 161ZM127 162H126V163H127ZM27 163H28V164H29V163L31 164L32 162L27 161ZM98 163H99V161H98ZM104 163H105V162H104ZM111 163H110V164H111ZM118 163H119V162H118ZM121 163L123 164V161H122ZM121 163H120V165H121ZM124 163H125V162H124ZM143 163L145 164V162L142 161L141 164H142L143 166L140 164V166H142V168H144L145 166H147V165L144 166ZM148 163H149V162H148ZM165 163H166V161H165ZM13 164H15V161H13ZM28 164H27V165H28ZM30 164H29V165H30ZM64 164H65V163H64ZM102 164H103V163H102ZM102 164H101V165H102ZM105 164H106V163H105ZM105 164H104V165H105ZM115 164H116V163H115ZM115 164H113L114 167L116 166ZM146 164H147V162H146ZM159 164H160V163H159ZM161 164H162V163H161ZM167 164H168V162H167ZM175 164H176V161H175ZM82 165H84V164L82 163ZM82 165H81V166H82ZM88 165H89V164H88ZM118 165H119V164H117V166H118ZM132 165H133V164H132ZM137 165L135 164L134 166H137ZM170 165H173V164H170ZM170 165H169V168H170ZM20 166H21V165H20ZM22 166H25V167H26V162H25V165H22ZM22 166H21V167H22ZM66 166H68V165H66ZM84 166H85V165H84ZM110 166H111V165H110ZM123 166H124V165H123ZM140 166H137V167H130V172H131V173H129V174H135L136 177H137V179H138V182L142 185V187H143L148 193H151V192L154 193L155 188H156V185H159V184H157L156 181H155V180H157V179H155V178H157V177L154 176V177H155V178H154L155 180H154V179L151 178V175L149 176L148 173H147V172H149L150 169H151L150 171H152V167H150V166L148 167V166H147L148 168H150V169L147 171L146 169H142ZM174 166H175V165H174ZM13 167H14V166H13ZM18 167H19V166H18ZM18 167L16 168V170H18ZM25 167H24V168H25ZM86 167H87V165H86ZM86 167H85V168H86ZM92 167H93V166L91 165V168H92ZM97 167H98V165H96V168H95V164H94V168H93V169H97V170H98L97 173H96V171L94 172L93 170L90 169L91 172L89 171L88 175H89L90 173H93V172H94L93 175H97V174L99 173V170H101L100 172H102L101 174H103V171H104V170L102 171V169H99V168H97ZM99 167H100V166H99ZM108 167H109V166H108ZM124 167H125V166H124ZM147 167H146V168H147ZM24 168H23V169H24ZM83 168H84V167L82 166V169H83ZM109 168H110V167H109ZM111 168H112V167H111ZM7 169H8V161H6L5 158L0 157V184H1V180H3V178L5 177V175H6V173H7ZM23 169H22V171H23L22 173H24V170H25V169H24V170H23ZM75 169H76V168H75ZM79 169H80V167H79ZM106 169H107V168H106ZM106 169H105V170H106ZM85 170H86V169H85ZM87 170H88V169H87ZM111 170H112V169H111ZM126 170H127V169H126ZM92 171H93V172H92ZM146 171H147V172H146ZM18 172H20V173H18ZM18 172L16 171V174H18V176H19V174H20V178H23V176L21 177V171H18ZM25 172H26V171H25ZM83 172H84V171H83ZM106 172H108V170H107ZM109 172H110V170H109ZM152 172H153V171H152ZM152 172H150V173H152ZM154 172H155V171H154ZM13 173H14V172H13ZM41 173H42V172H41ZM43 173H44V172H43ZM57 173H58V172H57ZM86 173H87V171H86ZM111 173H112V171H111ZM150 173H149V174H150ZM14 174H15V173H14ZM14 174H11V175H14ZM45 174H46V173H45ZM50 174H51V173H50ZM50 174L48 173V174H46V175H50ZM106 174H107V173H106ZM156 174H157V173L155 172V175H156ZM256 174H257V173H256ZM23 175H24V174H23ZM51 175H52V174H51ZM55 175H56V173H55ZM55 175H54V176H55ZM81 175H82V174H81ZM83 175H84V174H83ZM85 175H86V174H85ZM88 175H87V176H88ZM91 175H92V174H91ZM91 175H90V176H91ZM258 175H259V174H257V176H258ZM260 175H262V174H260ZM16 176H17V175H16ZM16 176H14V177L16 178ZM43 176H44V175H43ZM87 176H86V177H87ZM98 176H99V175H98ZM102 176H104V175H101L100 178H101ZM152 176H153V175H152ZM257 176H256V178H255V177L253 178L254 181H255V179H256V180H259V178H258ZM12 177H13V176H12ZM12 177H11V178H12ZM56 177H57V176H56ZM82 177H83V176H82ZM84 177H85V176H84ZM84 177H83V178H84ZM20 178L18 177V179H20ZM47 178L50 180V178L53 179V176H51L50 178L47 176ZM58 178H60V177H58ZM58 178H57V179H58ZM9 179H10V178H9ZM9 179H8V180H9ZM12 179H13V178H12ZM52 179H51V180H52ZM85 179H86V178H85ZM87 179H88V178H87ZM93 179H94V178H93ZM104 179H105V178H104ZM104 179H102L103 184L100 185L101 187L104 186L103 188H101L100 186H96V185H99V184H98V181H97V183H96L95 180L90 179V180L92 181V184L96 183V184H94V185L96 186V189H97L98 187L101 188V194H102V191H104V190L106 189L105 187H107V186L104 185V183H105V182H104V181H105ZM253 179H252V180H253ZM20 180H22V179H20ZM46 180H47V179H46ZM55 180H56V178L54 179V181H55ZM103 180H104V181H103ZM9 181H10V180H9ZM9 181H8V182H9ZM11 181H12V180H11ZM11 181H10V182H11ZM17 181H18L17 178H16V181H15V182H14V180H13V182L16 183V185H17V183H18ZM60 181H61V180H60ZM87 181H88V183H89V180H87ZM87 181L85 180L84 183L87 182ZM94 181H95V182H94ZM13 182H12V183H13ZM57 182H58V180H57ZM93 182H94V183H93ZM100 182H101V181H100ZM138 182H137V183H138ZM157 182H158V181H157ZM168 182H172V181H168ZM255 182H256V181H255ZM255 182H254V184H255ZM6 183H7V182H6ZM19 183H21V182H19ZM19 183H18V184H19ZM55 183H56V181H55ZM55 183H54V184H55ZM58 183H59V182H58ZM173 183H174V182H173ZM173 183H172V184H173ZM257 183H259V184L261 185V182L257 181ZM9 184H11V183H9ZM9 184H8V185H9ZM56 184H57V183H56ZM56 184H55V185H56ZM100 184H101V183H100ZM140 184H139V185H140ZM172 184H171L170 186H173ZM249 184H250V180H249ZM251 184H252V185H250V186L253 187L254 185H253L252 182H251ZM259 184H258V185H259ZM4 185H5V184H4ZM11 185L13 186V184H11ZM16 185H15V186H16ZM57 185H58V184H57ZM87 185H88L89 189H92V188H93L92 185H91V182H90L89 184H87ZM89 185H90V186H89ZM94 185H93V186H94ZM260 185H259V186H260ZM2 186H3V185H2ZM12 186H11V187H12ZM58 186H59V185H58ZM62 186H63V185H62ZM84 186H86V184H84ZM95 186H94V188H95ZM133 186H134V185H133ZM133 186H131V187H132L131 189H133ZM136 186H137V185H136ZM56 187H57V186H56ZM63 187H64V186H63ZM82 187H83V185H82ZM91 187H92V188H91ZM247 187H248V186H247ZM254 187L257 188V186H254ZM254 187H253V189H252V188H251V189H252V190H255ZM57 188H60V187H57ZM61 188H62V187H61ZM64 188H65V187H64ZM86 188H87V186H86ZM99 188H98V189H99ZM104 188H105V189H104ZM140 188H141V187H140ZM260 188H261V186H260ZM263 188H264V187H263ZM2 189H3V188H2ZM79 189H80V187H79ZM79 189H78V191H79ZM84 189H85V188H84ZM89 189H87V190H89ZM102 189H103V190H102ZM258 189H259V188H258ZM258 189H257V191H258ZM13 190H15V189H13ZM65 190H66V189H65ZM81 190H82V188H81ZM93 190H94V189H93ZM107 190H108V189H107ZM135 190H136V189H135ZM135 190H134V191H135ZM141 190H142V189H141ZM156 190H157V189H156ZM158 190H159V189H158ZM3 191H4V189H3L1 192H3ZM6 191H7V190H6ZM9 191H11V190L9 189ZM15 191H16V190H15ZM31 191H32V190H31ZM76 191H77V190H76ZM95 191H96V190H95ZM99 191H100V189H99ZM99 191H98V193H100ZM105 191H106V190H105ZM108 191H109L108 193H110V190H108ZM159 191H160V190H159ZM259 191H260V189H259ZM261 191L264 192L262 188H261ZM261 191H260V192H261ZM83 192H84V191H83ZM111 192H112V190H111ZM136 192H137V191H136ZM138 192H139V191H138ZM255 192H256V191H255ZM5 193H6V192H5ZM5 193H4V194H5ZM11 193H12V191L9 192V193L7 192V194H5V196H6V197H7V196H12L13 193H12V194H11ZM14 193H15V192H14ZM77 193H78V192H77ZM80 193H81V191H80ZM105 193H106V192H105ZM105 193H104V194H105ZM160 193H161V192H160ZM257 193H259V192H257ZM8 194H9V195H8ZM34 194H35V193H34ZM73 194H74V193H73ZM101 194H100V195H101ZM104 194H102V195L104 196V199H101V198H100L101 196H100V197H99L100 200H97L96 198L93 197V194H91L92 197H91V201L89 200L90 202H87L88 200L86 201L87 198L84 199V200H85V203L87 202V205H85V209H83V210H85V212L87 213V217H88L87 219H88L89 222H88L87 220H85V221L88 222V225H87V222H86V225H87L86 227H88V229L86 230V232H87L86 236H85V234L82 233L83 231L81 232V235L83 234L86 238H84V240H81V239L79 238L81 241L78 239V240H79V243H78L77 245L74 243V245H76V246H75V247L73 246L74 248L72 247V249H70V250L68 251V252L70 253L69 256H71V255H76V256H74V257L77 258L79 255H81V256L83 255L84 257H82L78 262H77V260H78V259H77V260H76L77 263L75 262V260L69 262V260H68L69 258H68V259H67L68 261H67L66 263L75 262L76 264H105V262L108 263L109 261H111V260L107 259L108 256H107V257L105 256V260H107V261L109 260L108 262L105 261V260L102 261V258H103L104 255H102V252H101V249H102V248H101V244H103V243L100 244V241H99V240H101V242H102V238L104 237V235H105L106 232L108 231V229L105 230V228H106L107 226H108V227L110 226L111 228H113V226H114V228H115V226H116V228L119 229L118 232H120L119 234H121L122 243H123V245H124L123 247H124V250H125V252H126V254H127V256H128V260H129V258H132V259L135 260V261H133V262H135L136 264H137L136 259H138L137 256H138L139 252H140V254H142L141 251L143 252V250H141V251L139 250L140 247H141V245H140V241H139V239L142 240L141 236H144L146 233H147V235L149 236V234H150L151 232H153V233L156 234V235H155V234H154V235H155V237L157 238L158 234L160 233V231H161V229H162V225H160V226H161V229L159 230V229H158V226H159V224H161V223H158V226H157V225H156V224H157L156 221H159L160 218L162 219V216L159 214V215L161 216V217H160V216L158 215V213H160V212H157V211L160 209V208L158 209V207H160V204L157 203L159 206H157V205L155 204V203L157 202V200H156L157 198H156V197H154V198H156V199H155V200H152V203H153L155 206H157L156 208H157L158 210H157V211L155 210V211L157 212V216H159V220H158V219H156V220L154 219V218L157 217V216H154V218H153V220H155V221H152V217L150 218V216H147V217L144 219L142 214H145V213H144V212H142V213H138L139 215L141 214L142 218L144 219L143 224L141 223V226L144 225V229H145V227H146V228L149 230V231H145V232H146V233H145L144 230H143L142 232L140 231V227H139L140 222H137L138 220H140V221H142V220H141V219H138V220L136 219V217H137V218H138V217L141 218V216H137V214H135L136 211H134L135 213H133V212H132V209H130V207L126 206V203H125L124 199L121 198L122 196L119 197V196H117V195H114V194H116L115 191H113V194L110 193L111 195H110V194L107 195V198H105L106 195H104ZM156 194H159V193H156ZM2 195H3V194H2ZM67 195H68V196H69V195L71 196V194H67ZM80 195H81V194H80ZM161 195H162V194H161ZM161 195H158V196H161ZM13 196H15V194H14ZM13 196H12V199L15 198V197H13ZM27 196H29V195H27ZM31 196H32V198H33V194H32ZM70 196H69V197H70ZM76 196H78V195L76 194ZM83 196H84V195H83ZM98 196H99V194H98ZM98 196H97V197H98ZM136 196H137V195H136ZM156 196H157V195H156ZM34 197H36V196H34ZM69 197H67V198L65 197L66 200H67V199L69 200V199H70ZM71 197H72V196H71ZM73 197L76 198V197H75V194H74ZM144 197H145V195H144ZM147 197H148V196H147ZM161 197H162V196H161ZM161 197H159V198L161 199ZM0 198H2V200H4V203H5L6 199H5V198L3 199V196H2V197L0 196ZM9 198H10V197H9ZM22 198H23V197H22ZM22 198H21V199H22ZM25 198H26V197H24V199H25ZM27 198H28V197H27ZM27 198L25 199V201H23L22 204L20 203L23 207H26V206H27ZM63 198H64V197H63ZM88 198H89V197H88ZM145 198H146V197H145ZM7 199H8V198H7ZM12 199H11V200H12ZM21 199H20V200H21ZM28 199H29V198H28ZM30 199H31V198H30ZM30 199H29V201H30ZM76 199H77V198H76ZM76 199H74V200L76 201ZM146 199H148V198H146ZM149 199H150V198H149ZM151 199H152V198H151ZM13 200H14V199H13ZM18 200H19V198L17 197V200H15V201H18ZM34 200H35V198H33V201H34ZM64 200H65V199H64ZM66 200H65V201H66ZM68 200H67V201H68ZM72 200H73V199H72ZM142 200H143V202H145V199H142V198H141V201H142ZM21 201H22V200H21ZM29 201H28V202H29ZM33 201H31V202H32V203H35V201H34V202H33ZM67 201H66V202H67ZM75 201H74V202H75ZM150 201H151V200H148V201H146V202H150ZM154 201H156V202H154ZM0 202H1V201H0ZM10 202H11V201H10ZM19 202H20V201H18V204H19ZM31 202H30V205H31ZM66 202H65V203H66ZM70 202H71V201H68V204H69ZM74 202H73L72 204H74ZM139 202H140V200H139ZM146 202H145V203H146ZM2 203H3V201H2ZM4 203H3V204H4ZM6 203L8 204L9 201L7 200ZM60 203H61V202H60ZM83 203H84V202H83ZM88 203H89V204H88ZM145 203H144V205H145ZM150 203H151V202H150ZM150 203H149V204H150ZM3 204H2V205H3ZM9 204H10V203H9ZM61 204H63V203H61ZM139 204H140V203H139ZM141 204H143V203L141 202ZM141 204H140V205H141ZM146 204H147V203H146ZM149 204H148V206H146V205H145V206L148 207V208H149V206H150V207H151V206H152V207L154 206V205H152V204H151V205H149ZM222 204H223V203H222ZM4 205H5V204H4ZM28 205H29V204H28ZM32 205H33V204H32ZM55 205H56V204H55ZM58 205H60V204H58ZM58 205H57V206H58ZM65 205H66V204H65ZM69 205H70V204H69ZM71 206H72V205H71ZM74 206H75V205H74ZM74 206H73V207H74ZM77 206H78V205H77ZM29 207H30V206H29ZM45 207H46V205H45ZM52 207H53V205H52ZM59 207H60V206H59ZM61 207H62V205H61ZM61 207H60V208H61ZM73 207H72V208H73ZM78 207H79V206H78ZM80 207H81V206H80ZM136 207H137V206H136ZM140 207L142 208V210L145 208V207H142V206H140ZM0 208H4V206L1 207V203H0ZM6 208H7V207H6ZM30 208H31V207H30ZM48 208H49V207H48ZM55 208H57V207L54 206V208H52V210L55 209ZM60 208H58V209H60ZM137 208H138V212H141V211H139V210H140V209H139V206H138ZM137 208H136V209H137ZM148 208H146L147 211H148L149 209H152V208H149V209H148ZM42 209H43V208H42ZM46 209H47V208H45V211H46ZM61 209H62V208H61ZM61 209H60V211H59V214H60V212H61ZM73 209H74V208H73ZM81 209H82V208H81ZM0 210H1V209H0ZM5 210H6V209H5ZM52 210H51V211H52ZM56 210H57V209H55V211H56ZM83 210H82V211H83ZM144 210H145V209H144ZM144 210H143V211H144ZM146 210H145V211H146ZM47 211H48V210H47ZM49 211H50V209H49ZM49 211H48V212H49ZM113 211H114V212H113ZM153 211H154V210H153ZM7 212H9L10 215H11V212H10V211H7ZM36 212H37V211H36ZM40 212H42V211L40 210ZM43 212H44V211H43ZM53 212H54V210H53ZM76 212H77V213L79 212L78 209H76ZM76 212H75V215H77ZM111 212H112V216H111ZM148 212H149V211H148ZM161 212H163V211L161 210ZM44 213H45V212H44ZM49 213H50V212H49ZM54 213H55V212H54ZM71 213H72V212H71ZM82 213H83V212H82ZM146 213H147V212H146ZM5 214H6L5 212H4V214L2 213V211L0 212V228H2V231L5 232V233H3V234H6L5 236H8V237H6V239H5V238H4V239H5V240H9L10 243H11L10 240H12V242H13V241L16 242V245L18 244V247L22 248V250L24 251V254H25V252H26V254H25L24 257H23V259H24L25 257L28 256L27 253H28V254H30L31 252L34 253V251H35V249H36V247H37V246H35V243H34V244L32 243L31 238H30V239L28 238V237H30L29 235H32V234H33V233L31 232V230H32V228H31V227H32V224H31V227H30V225L28 226V228H31V230H29L30 232H27L28 229H27V231H24V232H27V234L29 233V235L26 234V235H27V236H26V235L22 232V231H23V228H25V227H23L24 221H22L23 224L20 223V225L22 224V225H21V226H22V227H21V230H22V231H21L20 228H19V226H18V225H19V224H18L19 221H18L17 223H14L15 220H14V222H13V220L10 221L9 219L12 218V217L9 216L10 218L8 219V217H7ZM12 214H14V213L12 212ZM38 214H40V213L38 212ZM38 214H37V215H38ZM41 214H42V213H41ZM41 214H40V215H41ZM57 214H58V213H57ZM73 214H74V213H73ZM73 214H72V215H73ZM79 214H80V213H79ZM134 214L136 215V217L134 216ZM148 214H152L151 216H153L154 212H152V213L149 212ZM148 214H147V215H148ZM161 214H163V213H161ZM165 214H167V213H165ZM165 214H164V217L166 216ZM15 215H16V214H15ZM15 215H12V216L14 217ZM45 215H47V213H46ZM84 215H85V214H84ZM155 215H156V213H155ZM49 216H52V215L49 214ZM57 216H58V215H57ZM73 216H74V215H73ZM73 216H72V217H73ZM80 216H81V218H82L83 215H80ZM80 216H79V217H80ZM145 216H146V215H144V217H145ZM15 217H18V216H15ZM15 217H14V219H15ZM26 217H27V216H26ZM38 217H39V216H38ZM40 217H42V215H41ZM44 217H45V216H43V218H44ZM53 217H54V216H53ZM72 217H70L69 219L72 220ZM75 217H76V216H75ZM75 217H74V219H76ZM245 217H246V216H245ZM19 218H20V217H19ZM49 218H50V217H48V219H49ZM25 219H26V220H25ZM27 219H28V217H27V218H24L25 223L27 222ZM32 219H33V218H32ZM39 219H40V218H39ZM46 219H47V218H46ZM85 219H86V215H85ZM163 219H164V218H163ZM163 219H162V220H163ZM165 219H166V217H165ZM167 219H168V218H167ZM167 219H166V221H167ZM22 220H23V219H22ZM28 220H29V219H28ZM41 220H42V218H41ZM51 220H53V219H51ZM55 220H56V219H55ZM78 220H80V219H78ZM136 220H137V221H136ZM30 221H31V220H30ZM44 221H45V220H44ZM49 221H50V220H49ZM49 221H46V222L48 223ZM69 221H70V220H69ZM80 221H81V220H80ZM160 221H161V220H160ZM164 221H165V220H164ZM56 222H57V221H56ZM70 222H71V221H70ZM81 222H82V221H81ZM151 222H152V223L155 222V223H153V224H155V225L151 224ZM170 222H171V221H170V219H169V220L167 221V223H166V222H164V223H165V224H168V223H169V224L171 225L172 222H171V223H170ZM39 223L41 224V221H39ZM47 223H45V224H47ZM50 223H52V222H49V224H50ZM162 223H163V222H162ZM164 223H163V224H164ZM16 224H18V225H16ZM28 224H30V223H28ZM40 224H39V227L43 226V225L40 226ZM49 224H48L47 227H49ZM52 224H53V223H52ZM52 224H51V225H52ZM115 224H116V225H115ZM165 224H164V225H165ZM169 224H168V226H169ZM35 225H36V224H35ZM37 225H38V224H37ZM55 225H56V224H55ZM55 225H54V226H55ZM57 225H58V223H57ZM57 225H56V226H57ZM78 225H79V221H77L76 223H74V224L72 225V227L69 228V230L72 229V228H76V227H78ZM82 225H83V224H82ZM164 225H163V226H164ZM24 226H25V225H24ZM54 226H53V227H54ZM69 226H71V223H69ZM105 226H106V227H105ZM37 227H38V226H37ZM45 227H46V225H45ZM51 227H52V226H51ZM61 227H62V226H61ZM66 227H68V226H66ZM80 227H81V226H80ZM171 227H174V226L172 225ZM171 227H170V228H171ZM214 227H217V226H214ZM214 227H213V229H215ZM26 228H27V227H26ZM43 228H44V227H43ZM49 228H50V227H49ZM49 228H48V229H49ZM62 228H63V227H62ZM164 228L168 229L167 226H166V227L164 226ZM164 228H163V229H164ZM170 228L168 229L169 232H170V230H171ZM34 229H35V230H34ZM34 229H33V231H35L34 233H36V229H37V231H38V228H34ZM41 229H42V227H41ZM41 229H40V230H41ZM48 229L46 230V228H45L46 231H49ZM50 229H51V228H50ZM60 229H61V228H60ZM63 229H65V228H63ZM79 229H80V228H79ZM81 229H82V228H81ZM83 229H84V228H83ZM118 229H117V230H118ZM142 229H143V228H142ZM142 229H141V230H142ZM0 230H1V229H0ZM24 230H26V229H24ZM65 230H66V229H65ZM69 230H68V228H67V231H68V232H69ZM145 230H146V229H145ZM168 230H167V231H168ZM2 231H1V232H2ZM43 231H44V229H43ZM59 231H61V230H59ZM59 231H58V232H59ZM62 231H63V230H62ZM72 231H73V230H72ZM75 231H76V230H75ZM84 231H85V229H84ZM150 231H151V232H150ZM167 231L165 230L166 235H168V234H167ZM172 231H173V232L175 231V227H174V229H172ZM172 231H171V232H172ZM63 232L65 233V231H63ZM73 232H74V231H73ZM73 232H72V233H73ZM143 232H144L145 234H144ZM148 232H149V233H148ZM161 232H162V231H161ZM173 232H172V233H173ZM30 233H32V234H30ZM39 233H41V231H40ZM43 233H44V232H43ZM74 233H75V232H74ZM108 233H109V232H108ZM108 233H107V234H108ZM140 233H141V234H144V235H141ZM157 233H158V234H157ZM163 233H164V232H162V235H163ZM165 233H164V235H165ZM61 234H62V233H61ZM61 234H60V235H61ZM67 234H68V233H67ZM139 234H140V238L138 239ZM37 235H38V232L36 233V236H35V234H34V235H32L31 237H37ZM39 235H40V234H39ZM41 235H42V234H41ZM44 235H45V234H43V236H44ZM46 235H47V234H46ZM50 235H51V234H50ZM57 235H58V234H57ZM60 235H58V237H55V238L52 237V236H50V238L52 237V240H53V238H54V239L59 238ZM65 235H66V234H65ZM70 235H71V233H70ZM81 235L79 234V235H77V237H75V238H78V236L80 237ZM83 235H82V237H83ZM147 235H146V237H147ZM150 235L152 236V234H150ZM160 235H161V234H160ZM164 235H163L162 237H164L165 239L162 238V240H163V241L165 240L166 244H167V243H168V244L170 243V244H169V247H170V246L172 245V244H171L172 241H171V242H167V241H166L167 238L165 237L166 235H165V236H164ZM175 235H176V234H175ZM191 235H192V237H193V234H191ZM191 235H190V236H191ZM194 235H195V234H194ZM43 236H39V237L41 238V241H42ZM55 236H56V235H55ZM62 236H64V235H62ZM105 236H106V235H105ZM151 236H149V238H150ZM169 236H170V235H169ZM177 236L179 237L180 235H177ZM185 236H186V235H185ZM190 236H186V237H189V240H190ZM106 237H107V236H106ZM172 237H173V235H172ZM192 237H191V238H192ZM196 237H197V236H196ZM7 238H10V239H7ZM44 238H46V237H44ZM63 238H65V237H63ZM67 238H68V237H67ZM69 238H70V236H69ZM69 238H68V240H69ZM75 238H74L73 241H75ZM170 238H171V237H170ZM175 238H176V237H175ZM179 238H180V237H179ZM193 238H194V237H193ZM2 239H3V238H2ZM34 239H35V238H34ZM48 239H49V237H48ZM48 239H47V240H48ZM59 239H60V238H59ZM104 239H106V238H104ZM157 239H158V240H159V239L161 240L160 236H158ZM176 239H178V238H176ZM180 239H181V238H180ZM32 240H33V239H32ZM35 240H36V239H35ZM44 240H45V239H43V242H42L43 244H44ZM47 240H45V241H47ZM56 240H58V239H56ZM56 240H55V242H56L55 244L52 243L54 246H53L52 244L50 245V246H53V249H51L50 251H47V252H48V253H47L48 256H47V254H46V252H45L44 255H45L47 258H48V257L51 258V253H52V252H55V253H56V250H57V252L60 251L59 254H61V252H63V251H61V250L63 249L62 247H61L62 249H61V248H60V250L58 249V248L60 247V245H61L62 242L59 243L60 245H58L57 242H58L59 240H58V241H56ZM65 240H66V239H65ZM70 240H71V239H70ZM148 240L150 241V239H148ZM158 240H157V241H158ZM160 240H159V243H160ZM173 240H175V239H173ZM182 240H183V239H182ZM182 240L179 242V239H178V242H177L176 244H177V245H178V243L181 244ZM185 240H186V238H185ZM185 240H184V241H185ZM194 240H196V238H194ZM194 240H193V241H194ZM197 240H198V239H197ZM225 240H226V239H225ZM37 241H39L38 243H40V240H37ZM63 241H64V240H63ZM71 241H72V240H71ZM168 241H169V240H168ZM184 241H183V242H184ZM193 241H191V242H193ZM198 241H199V240H198ZM215 241H216V240H215ZM5 242H6V241H5ZM48 242H50V241H47V243H48ZM51 242H52V241H51ZM64 242H65V241H64ZM64 242H63V243H64ZM75 242H76V241H75ZM103 242H104V241H103ZM142 242H143V241H142ZM165 242H164V243H165ZM187 242H189V241L187 240ZM199 242H200V241H199ZM199 242H198V243H199ZM10 243H9V244H10ZM67 243L71 244L72 242H67ZM67 243H64V244L66 245ZM149 243H150V242H149ZM164 243H161V244L165 245ZM173 243H174V242H173ZM7 244H8V242H7ZM64 244H63V245H64ZM69 244H67V245H69ZM72 244H73V243H72ZM182 244H183V243H182ZM182 244H181V245H182ZM186 244H187V246H189L188 243H186ZM192 244L194 245V243H192ZM192 244H191V245H192ZM16 245H15V246H16ZM41 245H42V244H41ZM65 245H64V246H65ZM67 245H66V246H67ZM163 245H162V247H165V246H163ZM174 245H175V244H174ZM177 245H176V246H177ZM50 246H49V247H50ZM106 246H107V245H106ZM142 246H143V244H142ZM176 246H175V247H176ZM184 246H186V245H184ZM187 246H186V247H187ZM39 247H40V245H39ZM41 247L44 248L43 246H41ZM45 247H46V246H45ZM167 247H168V246H166V250H167L166 252L169 254V257L167 258V257H166L167 254H166V256H165L166 258H163V259H162V262H163L164 259H166L168 262H167L166 260H165L164 262H167V264H192L193 260H192V262H191L190 259L188 260V258H186V255H184V252H182V251L179 252V251H178L179 253H181V252L183 253V254L181 255V254H179V253H177V252H174V251H177V250L170 249V251H169V250H168L169 247H168V248H167ZM173 247H174V246H173ZM175 247H174V248H175ZM177 247H179V246H177ZM196 247H197V246H195V247H193V248L196 249ZM203 247H204V246H203ZM20 248L18 249V251H20ZM51 248H52V247H51ZM64 248H66V247H64ZM100 248H101V249H100ZM171 248H172V247H171ZM180 248H181V246H180ZM180 248H179V249H180ZM193 248H192V246H191V251H192V252H194V250H192ZM197 248H198V247H197ZM38 249H40V251H41V248H38ZM38 249H36V251H37ZM47 249H48V246H47ZM68 249H69V247H68ZM107 249H108V247H107ZM141 249H143V248H141ZM187 249H188V247H187ZM43 250H44V249H43ZM58 250H59V251H58ZM63 250H64V249H63ZM171 250H173V251H171ZM201 250H202V249H201ZM201 250H200V251H201ZM107 251H108V250H107ZM168 251H169V252H168ZM188 251H189V254H191V253H190V248H189ZM21 252H22V251H21ZM41 252H42V251H41ZM68 252H67V253H68ZM151 252H152V250H151ZM151 252H150V254H149L150 256H151ZM186 252H187V251H185V253H186ZM201 252H202V251H201ZM201 252H197V254H198V253L202 254ZM18 253H19V252H17V254H18ZM55 253H54V254H55ZM65 253H66V251H65ZM67 253H66L65 255H67ZM69 253H68V254H69ZM104 253H105V252H104ZM153 253H154V252H153ZM194 253H196V252H194ZM204 253H205V251H204ZM204 253H203V254H204ZM17 254H16V255H17ZM35 254H36V253H35ZM37 254H38V253H37ZM37 254H36V255H37ZM106 254H109V252L106 253ZM140 254H139V255H140ZM163 254H164V253H162V255H163ZM178 254H179V255H178ZM186 254H187V253H186ZM192 254H193V253H192ZM192 254H191L190 257H192ZM197 254H194V255H197ZM203 254H202V255H203ZM205 254H206V253H205ZM18 255H19V254H18ZM44 255H42V256H44ZM55 255H56V254H55ZM183 255H184V256H183ZM22 256H23V255L18 256V257H22ZM32 256H33V255H32ZM34 256H35V255H34ZM34 256H33V257H34ZM39 256H41V255H39ZM58 256H59V255H58ZM69 256H68V257H69ZM81 256H79V257H81ZM140 256H142V255H140ZM46 257H45V258H46ZM62 257H63V256H62V254H61V257H60V258H62ZM72 257H73V256H72ZM72 257H70V258L72 259ZM74 257H73V258H74ZM79 257H78V258H79ZM138 257H139V256H138ZM145 257H147V256H145ZM155 257H156V256H155ZM159 257H160V255H159ZM198 257H199V255H198ZM198 257H197V259H198ZM200 257H202V256H200ZM205 257H206V256H205ZM14 258H15V256L12 257L11 259L13 260ZM27 258H28V257H27ZM43 258H44V257H43ZM54 258H55V257H54ZM63 258H64V257H63ZM63 258H62V259H63ZM139 258H140V257H139ZM143 258H144V257H143ZM147 258H148V259H147L148 261H151L152 259H154V257H153L151 260L149 259V258H151V257H147ZM161 258H162V257H161ZM161 258L159 259L160 261H161ZM193 258H195V257H193ZM210 258H211V257H210ZM23 259L21 260V262H24ZM31 259H32V258H31ZM31 259H29V260H31ZM51 259H52V258H51ZM55 259H56V258H55ZM64 259H66V258H64ZM155 259H156V258H155ZM155 259H154V260H155ZM195 259H196V258H195ZM199 259H200V258H199ZM202 259H203V258H202ZM12 260H11L10 263H12ZM25 260H26V259H25ZM29 260H28V261L26 260V262H29ZM32 260H33V259H32ZM47 260H48V259H47ZM47 260H45V261H47ZM138 260H140V259H138ZM138 260H137V261H138ZM143 260H144V259H143ZM203 260H204V259H203ZM206 260H207V259H205V261H203L204 264H206V263L209 264L210 260L208 259L209 262H207ZM8 261H9V260H8ZM18 261H19V259L17 260V258H16V262H17V263H18ZM49 261H50V259H49ZM52 261H54V260H52ZM55 261H56V260H55ZM140 261H141V260H140ZM144 261H145V260H144ZM152 261H153V260H152ZM152 261H151V262H152ZM156 261H157V260H156ZM156 261H154V263H155ZM160 261H158V262H160ZM195 261H196V260H195ZM200 261H201V260H200ZM215 261H216V260H215ZM13 262H14V261H13ZM50 262H51V261H50ZM142 262H143V261H142ZM145 262H146V261H145ZM162 262H161V263H162ZM196 262H197V261H196ZM205 262H206V263H205ZM211 262H214V261H211ZM0 263H1V262H0ZM4 263H5V261H4ZM10 263H9V264H10ZM17 263H16V264H17ZM48 263H49V262H48ZM48 263H47V264H48ZM52 263H53V262H52ZM56 263H57V261L54 262L53 264H56ZM66 263H65V264H66ZM111 263H112V261L110 262V264H111ZM115 263H116V262H115ZM140 263H141V262H140ZM146 263H147V262H146ZM146 263H145V264H146ZM148 263L150 264V262H148ZM148 263H147V264H148ZM154 263H153V264H154ZM200 263H201V262H200ZM2 264H3V263H2ZM5 264H7V263H5ZM13 264H14V263H13ZM18 264H19V263H18ZM20 264H22V263H20ZM108 264H109V263H108ZM138 264H139V262H138ZM141 264H142V263H141ZM157 264H158V263H157ZM210 264H211V263H210ZM212 264H213V263H212ZM214 264H215V263H214ZM216 264H217V263H216ZM218 264H219V263H218Z\"/></svg>",
	"mask_w": 264,
	"mask_h": 264
}]
</instances>
